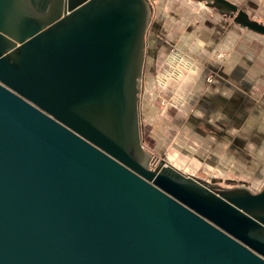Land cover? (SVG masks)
<instances>
[{"label":"water","instance_id":"95a60500","mask_svg":"<svg viewBox=\"0 0 264 264\" xmlns=\"http://www.w3.org/2000/svg\"><path fill=\"white\" fill-rule=\"evenodd\" d=\"M193 1L264 37L238 3ZM154 14L0 0V264H264V187L154 164L145 144Z\"/></svg>","mask_w":264,"mask_h":264},{"label":"crops","instance_id":"0c3cea01","mask_svg":"<svg viewBox=\"0 0 264 264\" xmlns=\"http://www.w3.org/2000/svg\"><path fill=\"white\" fill-rule=\"evenodd\" d=\"M231 1L238 3L257 20L249 11L251 8L255 13L258 12L256 14L259 18L264 17V0ZM161 4L166 6L164 2ZM205 10L206 13L199 15L194 12H173L174 17L171 16V19L175 18V21L171 22L169 14H162L164 9L160 12L155 9L154 18L158 26L156 32L151 31L154 37L152 35L149 40H154L148 41V54L151 56L152 49H158L155 42H174L179 38L180 43L193 50L194 57L201 64L196 66L190 58L193 63L189 67L195 76L191 81L193 84L188 86L187 96L181 102L164 103L165 109L161 113L171 114L170 110L173 111L175 115H169L167 119L164 117L167 122L174 118L177 119L175 121L182 122L184 117V127L198 139L207 142L210 146L208 148L212 149L211 157H217L220 162L225 156L244 160L243 157L254 153L255 164L259 162V167L261 166L254 168L262 169L264 37L248 33L241 26L233 24L232 20H225L215 9L207 7ZM194 14L201 20L197 21ZM202 46L204 49H201ZM219 53H225L223 60L217 57ZM176 55V60L181 59L180 55ZM181 67L184 68V64ZM222 147H225L223 152L220 150Z\"/></svg>","mask_w":264,"mask_h":264},{"label":"rangeland","instance_id":"374dc122","mask_svg":"<svg viewBox=\"0 0 264 264\" xmlns=\"http://www.w3.org/2000/svg\"><path fill=\"white\" fill-rule=\"evenodd\" d=\"M162 2L166 6L163 7ZM154 6L158 12L164 9L165 11L162 14H169L171 22L172 20L175 21V18L171 19V16L174 15L173 12H192V14L194 12L198 15L199 13L207 12L205 5L193 0H154ZM249 11L258 20H264V17H258L257 11L255 13L252 8ZM198 15L194 14V18L197 21L201 20ZM154 26L155 28L158 26L155 18L151 27L153 28ZM150 40L154 39L150 38ZM179 41V38L178 41L174 42L171 40L157 41L154 45L158 49H155V51L152 49L153 53H151V56L149 54L147 56L143 82V137L146 146L156 159L154 164H157L162 155L165 154L168 162L187 174L194 175L208 182H211L212 179H217L218 184L225 188L239 187L245 183L252 192H259L264 187V168L259 170L254 168H258L260 165L259 162L255 164L256 156L253 155L254 153L251 156H245L246 158L243 157L245 162L242 158L233 159L231 158L232 156H225L223 161L220 162L217 157H211L212 149H209L210 146L207 142H204L201 138L198 139L193 133H190L187 127H184L186 122L184 117L181 116L183 118L182 122L175 121L177 119L174 117L170 122H167L166 119L169 115H175L173 111L170 110L171 114L163 113L164 115H162L161 111L165 109L164 103L181 102V99L187 96L188 86L193 84L191 81H193L195 76L189 66H192L193 62L196 66L201 65L199 59L194 57L193 50L188 49ZM201 49H204V46ZM157 53H159L158 59L155 62L154 57ZM176 54L180 55L181 59L179 60L181 61L175 59ZM223 56H225V53L217 54V57L221 60H223ZM190 58L193 62H191ZM152 62H154V65L151 68ZM183 64L184 68L181 67ZM223 149L225 147L220 150L223 152ZM249 162L250 164H248Z\"/></svg>","mask_w":264,"mask_h":264},{"label":"flooded vegetation","instance_id":"af4514ba","mask_svg":"<svg viewBox=\"0 0 264 264\" xmlns=\"http://www.w3.org/2000/svg\"><path fill=\"white\" fill-rule=\"evenodd\" d=\"M155 30V32L157 31V28H155V26L153 27V28H151V30L149 31V33H148V41H149V37H152V35H153V37H154V33L152 34L151 33V31H154ZM158 54L159 53H157L156 54V56L154 57V61L156 62V59H158L157 58V56H158ZM148 56V55H147ZM152 59V58H151ZM153 65H154V62H152V66H151V68L153 67ZM144 94V93H143ZM142 108H143V104H142ZM142 125H143V122H142ZM143 127H144V125H143Z\"/></svg>","mask_w":264,"mask_h":264},{"label":"built area","instance_id":"2783aa9c","mask_svg":"<svg viewBox=\"0 0 264 264\" xmlns=\"http://www.w3.org/2000/svg\"><path fill=\"white\" fill-rule=\"evenodd\" d=\"M156 162V161H155Z\"/></svg>","mask_w":264,"mask_h":264}]
</instances>
